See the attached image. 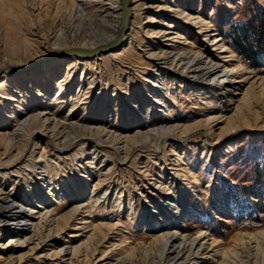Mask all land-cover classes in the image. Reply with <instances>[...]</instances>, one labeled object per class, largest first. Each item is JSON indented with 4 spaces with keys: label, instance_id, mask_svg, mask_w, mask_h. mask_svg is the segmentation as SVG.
<instances>
[{
    "label": "rangeland",
    "instance_id": "obj_1",
    "mask_svg": "<svg viewBox=\"0 0 264 264\" xmlns=\"http://www.w3.org/2000/svg\"><path fill=\"white\" fill-rule=\"evenodd\" d=\"M158 2L179 6L194 17L202 18L208 23L210 36L205 38L186 20L165 9L156 11L154 6ZM86 3L85 11H79L84 17L77 19L75 14L78 13L72 12L74 0H0V64L10 59L15 61L9 76L18 80L29 75L40 68L41 61L56 54L59 48L55 47L54 38H51L55 35L53 33H63L64 43L76 44L94 43L101 39V36L91 37L83 32L88 28L101 35L108 34L99 21L95 22L97 18L109 16L105 12L107 7L101 8L108 1L91 0ZM142 3L136 0L131 5L136 8L128 30L132 37L127 38L126 45L117 53L111 52L116 54L114 57L110 56L111 53L100 56L98 60L77 57L80 63H76L71 70L65 64L59 78L67 75L74 83L65 86L66 89L61 92L58 79L52 82L44 78L34 80L32 94L36 101L32 107L35 114L49 109L51 114H56L55 121L60 124L76 121L89 128L101 127L98 129L101 137H96L97 129H93L92 135L80 129L69 131L72 138H81L80 143L60 162L53 156L49 157L48 164L56 169H49L48 172L61 186L63 184L72 191L74 186L71 183L74 182L76 198L52 199L42 207V216L48 221L53 234L49 240H46L48 231L41 230L43 222L39 214H36L34 222L36 228L30 227L20 234L21 246L8 245L11 235L1 229L0 264H18L12 259L18 255V250H22L27 257L21 264H86L83 258L73 259L71 255L62 253L55 256L54 253L64 247L63 243L71 251L89 243V236L104 221L117 224L110 233L107 247L114 248L121 256L132 253L138 244L148 243L156 236L151 233L155 227L145 223L151 217L159 220L152 206L163 200L150 192L159 187L163 176L170 189H158L162 191L161 198L167 193L182 192L180 197L186 208L184 214L179 212L181 214L175 217L168 213L170 219L166 224L170 229H178L188 237H195L200 231L210 233L216 243L209 253L220 263L244 264L247 259L245 240L252 236L260 243L259 250L264 255V0H147L146 4ZM169 22L176 26L172 32L183 35L184 39L179 41L188 40L190 43L184 46L188 51L203 53L217 62L241 70L244 79H247L242 85H246V89L251 87L254 93L249 101L251 104L244 106L237 101L228 102L208 90H191L164 77L166 71L163 72V69V77L157 80L158 85L153 86L150 73L155 68L149 52L157 50L156 33L165 29V23ZM244 32L245 45L253 46L254 61L246 57L251 55V51H246L248 53L244 55L236 47L237 37ZM74 33L77 34L72 39ZM214 41L223 43L224 54L213 51ZM160 42L164 46L169 44L166 39H160ZM67 58L76 59L70 55ZM4 75L5 72H0V79ZM1 90L0 131H13L18 127V118L24 115L21 113L18 118H7L5 113L14 104L6 98L16 90L10 86ZM41 90L48 92L47 100L37 97ZM239 95L242 96L241 93ZM154 99L166 103L168 114L161 117L162 112L153 108ZM237 107L240 108L238 113ZM220 112L225 114V118L210 127L202 126L186 135L175 134L167 141L159 136V148L153 145L144 147L136 141L142 152L135 153L125 165H114L112 148L121 146L116 144L117 137H120H115L116 134L135 136L138 124L145 121L148 128L167 122L193 126L202 120L206 122L218 117ZM55 121L49 125L50 128ZM36 126L41 125H31L26 133ZM109 131L118 132L112 135ZM36 141L30 143L27 158H31L35 143L39 145L34 157L43 150H49V142L44 139ZM94 141H98L100 148L94 146ZM171 143L173 146H170ZM173 149L178 151L184 163L182 168H173L172 171ZM98 152L99 158L89 164ZM104 159L106 162H102ZM146 162L151 166V176L141 174ZM99 170H102L103 177H99ZM175 171L181 178L183 186L180 188L179 185L174 186L175 179L168 176ZM101 180L105 182L99 185ZM101 185L102 188L109 185L114 188L111 202L106 206L101 202H90L92 194H96ZM11 189L15 190L13 192L18 189L30 192L22 184L17 188L6 184V190ZM45 191L47 195L53 193L50 188ZM75 203L84 206L81 212L85 217L89 216L85 207L93 208L90 217L93 223H79L77 228L59 230L58 225L64 223ZM115 244L119 246L114 247ZM263 260L264 256L260 261Z\"/></svg>",
    "mask_w": 264,
    "mask_h": 264
},
{
    "label": "bare ground",
    "instance_id": "obj_2",
    "mask_svg": "<svg viewBox=\"0 0 264 264\" xmlns=\"http://www.w3.org/2000/svg\"><path fill=\"white\" fill-rule=\"evenodd\" d=\"M74 1V9L76 10L73 9L72 12L75 11L78 13L75 15L77 19H80L84 17V15H80L79 11H85V6L87 5L86 2L91 0ZM101 1H108V3L101 8L107 7L105 12H107L109 16L107 18L104 16L97 18L95 22L99 21V23H101V25H103L109 33L101 35L93 32V30H90V28H88L89 30L87 29L88 31H83L91 37L101 36L99 41H95L94 43L84 42L78 44L73 42L64 43L62 38L64 35L63 33H53L55 35L51 38H54V45L55 47L59 48V50H57L56 54H54L51 58L41 61L39 65L40 68L38 70L30 73L29 75L21 76V78L18 80H13V77L9 76V72H11V68H13L15 63L13 59L0 64V72L6 73V76L4 75L0 79V88L3 90V88L10 86L16 90L15 92L10 91L11 93L6 98L10 99L14 106L11 108L8 107L9 110L5 114L7 118L14 116L18 118V115L21 113H23L21 115H24L18 118V127L13 131H8V129L5 132L0 131V168L2 169L0 171V230L2 229L7 233V235H11L8 240V245L21 246L22 243L19 236L23 231H27L30 227L34 229L36 228L34 223L35 219L37 218L36 214H39V219L43 222L41 230L48 231L46 240L52 238L53 234H51V227L46 218L42 216V207H44V204L51 202L52 199L62 200L68 199L69 197L76 198L75 194L77 192L74 182L71 183L74 186V191H72L63 184L61 186L60 182L58 183V181H55L52 174L48 172L49 169H56L54 165L50 166V164H48L49 157L53 156V158L58 159V161L64 159L63 157L80 143L81 138H72L69 135L70 130L72 131L80 129L92 135L94 134L93 129H97V137L99 134L98 129L101 127L89 128L79 125V123L76 121H70L66 125L60 124L55 121L56 114H51L49 109H46L47 111L45 110L35 114L34 107H32L34 105L33 102L36 101V97L34 94H32L34 87L33 82L36 78H44L48 82H52L55 79L57 81L58 79V84L60 85L59 91L61 92L65 90L66 88L64 89V87L69 86L70 84L74 83V81L72 79L70 80V76L68 77L67 75L66 77L59 78L61 73H63L62 67L65 64H68L69 70H71L72 67L76 65V63H80V59L78 60L77 56L75 57L76 59L67 58L68 55H65L63 51L70 47L76 46H79V48L90 49L98 44L107 43L116 39L119 24L122 18V0ZM141 1H143L142 4H146L145 2L147 0ZM134 3H136V0H133V2L129 0L128 8L131 12V16L136 10V8L131 6ZM173 7L174 6H169L168 3L165 4L158 2L154 6V9L156 11L165 9L167 12L172 13L178 18L181 17L191 26L197 28L200 35L205 36V38L210 36L208 35V23L205 20L200 17H194L195 15L183 11L179 6ZM165 26V29H161L158 31V33H156L157 50L149 52V58L153 61V67L155 68L150 73V82L153 84V86L158 85L157 80L163 77L161 73V70L163 69V72L166 71L163 74L164 77L171 78L172 80H175L176 82L191 88V90H208L210 93L219 95L222 99H225L228 102L237 101L244 106L249 103L250 98L254 95V93L251 87L246 89V85H242V83L246 82L247 79H244L245 76L241 74V70L227 64L217 62L213 57L212 59L210 58L211 56H205L203 53L194 52L192 50L188 51V48L184 47L190 44L188 40H185V42H180L179 40L184 39L183 35H181L179 32L174 33L171 31L176 27L173 22L165 23ZM76 34L77 33L72 34V39L76 37ZM126 37H132L128 31L126 33ZM160 39H166L169 44L165 46L161 45ZM175 43H179L180 45ZM212 46L213 51L219 52L221 54L225 53V46L223 43H221V41H214ZM115 53H111L110 56L114 57L116 55ZM34 56L36 57L38 54H34ZM98 58L99 57H95L94 60H98ZM28 78H30V80ZM2 82L3 84H1ZM30 89L32 90L31 92ZM239 93H241L242 96H240ZM38 96L42 97V100H47L49 94L48 92L41 90L38 92L37 97ZM239 107L236 108L237 113L240 111ZM153 108L156 110L158 109L157 112H162L161 117L168 114L167 112H169L166 103L162 102L161 99L153 100ZM159 108H163V110L161 111ZM218 114L219 116H216V118L213 117L207 119L206 122H203L202 120V122H197L196 125L193 126H188L185 123L172 124V122H167L165 124L159 123L156 125H150L148 128L145 127L147 124L145 121L138 124L139 127L137 130V135L135 136L127 134L122 135L119 133L115 135L114 132L118 131H109L112 135H115V137L120 135V137H117L118 139L116 144H120L121 146L118 145L119 147L112 148L113 155L111 156L113 157L112 159L114 165L116 163L125 165L127 161L131 159L133 155H135V153L140 152L141 147L137 144V142L144 147H150L153 145L155 148H159V143L157 144L159 136L162 135L163 141H167L175 134L186 135L188 133H192V131L196 130L197 128L199 129V127H210L211 125L216 124L218 121L225 118V114H223V112ZM52 116H54L53 119ZM52 121H55V123L54 126L50 128L49 125L52 124ZM37 124L41 125L39 127L36 126L38 129L35 127L34 130L26 133V131L31 128V125L33 126ZM90 136H88V138ZM98 137L101 136L98 135ZM38 139H44L49 142V150H47V152L46 150H43L42 153H39V155L37 154L38 156L34 157V153H36L38 150L37 147L39 145V143H35V148L31 158H27L30 143ZM97 142L98 141H94V146L100 148L101 145H98ZM170 146H173V144L171 143ZM111 151L112 150L110 148V153ZM99 155L100 152H98V154L94 157V160H91L89 164L94 163L95 160L99 158ZM173 157L175 158L173 160V167L171 170L173 171L174 169L182 168L184 163L183 159L180 157L178 151L174 149ZM102 162H106V160L104 159ZM102 173V170H99V177H103ZM151 173V166L146 162L142 167L141 174L145 176H151ZM172 173H170L168 176H171L173 179H175V181H173L174 186L179 185L178 188L182 187L183 185L180 184L181 178L180 176L176 175L178 172L176 173L175 171V174ZM28 180L29 182H26ZM160 180L159 187L153 189L150 192L152 193V196L163 200L161 202L157 201V203H153L154 205L152 206L154 210L157 211L156 213L159 216V220L153 219V217H151L145 223V225H149L151 228L153 226L155 227L151 230V233H155L156 236L153 237L150 242L138 244L132 253L121 256L120 252H116L114 248L107 247L108 242L110 241V233L116 229L117 224L112 225L109 222L104 223V221L101 226H98L93 231L92 235L89 236V243H86L81 247H75L77 249H74L73 251L70 249L68 250L66 243H63L64 247L60 251H56L54 255L59 256L62 253L71 255V258L73 259L83 258L86 264H110L111 261H114L113 264H230L227 261L220 263L219 260L212 257V255L209 253V249L214 246L216 241L207 231H200L197 236L188 237L180 230L170 229L167 226L166 223L168 219H170L168 217L169 212H171L175 217V215L178 216L181 214L179 212L184 214V210H186V208L184 207V200H182L180 197L182 192H172L173 194L167 193L163 198H161L162 191L160 192L158 189L164 188V190L168 191L170 189V184L167 183L165 176H163ZM168 180L170 181L171 179ZM100 182L101 183H99V185L105 181L101 180ZM6 184H11L12 187L15 188L20 187L22 184L25 190L28 188L30 192H22V190L20 191L19 189L16 190V192H13L15 191L14 189L7 191ZM102 186L103 185L98 187L96 194H92L90 202H95V204H99L101 202L104 206H106L111 202V196L114 188L110 185L106 188H102ZM45 187L50 188L53 193L50 192V194L47 195ZM187 190H189V188ZM121 194H123V192H121ZM82 206L83 205H80V203L74 204V207L70 211L64 223L58 225L59 230H62L64 227L77 228L79 223H93L90 218L92 216L93 208L85 207L87 212H89V216L85 217L81 212L84 209V206L83 208ZM2 230L1 232H3ZM245 241L246 242L244 245L246 246L247 250V259H244L245 261L242 260L244 261L243 263L264 264V260L260 261L264 255L259 250V246L261 245L258 240L252 236ZM254 244L255 246L253 247ZM116 246L118 247L119 245L115 244L114 247ZM99 253H102L100 257L97 256ZM16 254L18 255H16V257L14 256L12 259L18 264H21L27 258L22 250H18Z\"/></svg>",
    "mask_w": 264,
    "mask_h": 264
},
{
    "label": "water",
    "instance_id": "obj_3",
    "mask_svg": "<svg viewBox=\"0 0 264 264\" xmlns=\"http://www.w3.org/2000/svg\"><path fill=\"white\" fill-rule=\"evenodd\" d=\"M129 0H122V18L119 24L117 37L115 40L98 44L93 48H77L73 47L64 50L65 55L77 56L83 59L95 58L103 55H108L111 52H116L121 50L127 43L126 33L129 28V20L131 18V12L128 8Z\"/></svg>",
    "mask_w": 264,
    "mask_h": 264
},
{
    "label": "trees",
    "instance_id": "obj_4",
    "mask_svg": "<svg viewBox=\"0 0 264 264\" xmlns=\"http://www.w3.org/2000/svg\"><path fill=\"white\" fill-rule=\"evenodd\" d=\"M245 34L246 32H244L242 35H239L237 37V42H236V47L239 49L238 51L240 53H243L244 55H246L248 52H250L253 48L252 44H248V45H245L244 42H246L247 40H243L244 37H245ZM243 46H246V47H243ZM248 51V52H246ZM254 51H251V55H247L246 57H248V59L254 61L255 60V52L253 53Z\"/></svg>",
    "mask_w": 264,
    "mask_h": 264
}]
</instances>
